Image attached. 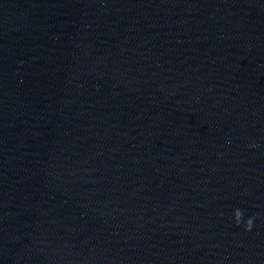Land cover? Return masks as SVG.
<instances>
[{
  "label": "clouds",
  "instance_id": "clouds-1",
  "mask_svg": "<svg viewBox=\"0 0 264 264\" xmlns=\"http://www.w3.org/2000/svg\"><path fill=\"white\" fill-rule=\"evenodd\" d=\"M243 210L235 209L234 210V220L237 226H239L242 222L244 223V227L246 231H251L254 225V217L248 218L246 221L243 220Z\"/></svg>",
  "mask_w": 264,
  "mask_h": 264
}]
</instances>
